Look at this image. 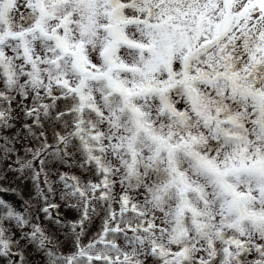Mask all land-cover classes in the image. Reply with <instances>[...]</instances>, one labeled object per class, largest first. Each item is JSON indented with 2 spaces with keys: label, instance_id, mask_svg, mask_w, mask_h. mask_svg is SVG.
Returning a JSON list of instances; mask_svg holds the SVG:
<instances>
[{
  "label": "snow or ice",
  "instance_id": "6c2138e0",
  "mask_svg": "<svg viewBox=\"0 0 264 264\" xmlns=\"http://www.w3.org/2000/svg\"><path fill=\"white\" fill-rule=\"evenodd\" d=\"M0 264H264V0H0Z\"/></svg>",
  "mask_w": 264,
  "mask_h": 264
},
{
  "label": "rangeland",
  "instance_id": "374dc122",
  "mask_svg": "<svg viewBox=\"0 0 264 264\" xmlns=\"http://www.w3.org/2000/svg\"><path fill=\"white\" fill-rule=\"evenodd\" d=\"M8 199H12V197L15 195L14 193H7L5 194ZM17 200H19V197H16Z\"/></svg>",
  "mask_w": 264,
  "mask_h": 264
}]
</instances>
